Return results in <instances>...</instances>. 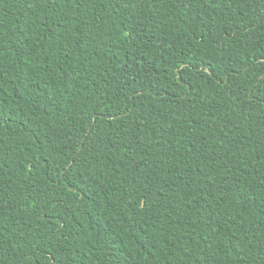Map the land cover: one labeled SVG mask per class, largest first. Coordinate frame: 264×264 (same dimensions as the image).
Here are the masks:
<instances>
[{
  "label": "trees",
  "instance_id": "1",
  "mask_svg": "<svg viewBox=\"0 0 264 264\" xmlns=\"http://www.w3.org/2000/svg\"><path fill=\"white\" fill-rule=\"evenodd\" d=\"M0 264H264V0H0Z\"/></svg>",
  "mask_w": 264,
  "mask_h": 264
}]
</instances>
